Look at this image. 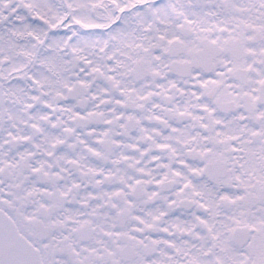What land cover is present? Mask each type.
I'll return each mask as SVG.
<instances>
[{
  "label": "snow or ice",
  "instance_id": "snow-or-ice-1",
  "mask_svg": "<svg viewBox=\"0 0 264 264\" xmlns=\"http://www.w3.org/2000/svg\"><path fill=\"white\" fill-rule=\"evenodd\" d=\"M0 264H264V0H0Z\"/></svg>",
  "mask_w": 264,
  "mask_h": 264
}]
</instances>
